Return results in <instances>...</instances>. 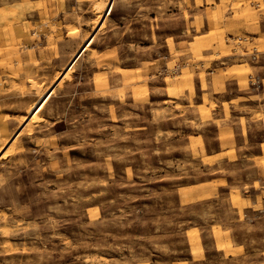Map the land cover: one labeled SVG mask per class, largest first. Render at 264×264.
I'll use <instances>...</instances> for the list:
<instances>
[{"label": "rangeland", "instance_id": "374dc122", "mask_svg": "<svg viewBox=\"0 0 264 264\" xmlns=\"http://www.w3.org/2000/svg\"><path fill=\"white\" fill-rule=\"evenodd\" d=\"M0 264H264V0H0Z\"/></svg>", "mask_w": 264, "mask_h": 264}]
</instances>
